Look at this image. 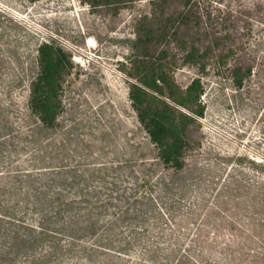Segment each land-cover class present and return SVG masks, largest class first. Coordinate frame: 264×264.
Listing matches in <instances>:
<instances>
[{
  "label": "rangeland",
  "instance_id": "1",
  "mask_svg": "<svg viewBox=\"0 0 264 264\" xmlns=\"http://www.w3.org/2000/svg\"><path fill=\"white\" fill-rule=\"evenodd\" d=\"M191 3V34L224 43L205 73L183 62L173 68L183 89L201 78L206 106L176 171L160 161L129 96L132 63L145 51L137 26L152 16L150 0L128 1L118 13L87 0H0V180L86 196L76 201L81 214L92 210L131 244L114 248L129 256L94 252V264H264V0ZM182 8L172 0L167 12ZM45 43L69 62L53 128L29 109ZM228 48L235 56L218 60ZM233 65L252 71L241 88Z\"/></svg>",
  "mask_w": 264,
  "mask_h": 264
},
{
  "label": "trees",
  "instance_id": "2",
  "mask_svg": "<svg viewBox=\"0 0 264 264\" xmlns=\"http://www.w3.org/2000/svg\"><path fill=\"white\" fill-rule=\"evenodd\" d=\"M87 1L92 7L112 6L118 13L128 1L137 0ZM178 1L182 10L168 14L172 0H150L154 9L152 16L139 20L136 43L144 46L145 51L132 63L135 81L129 96L140 124L158 150L160 161L166 167L181 171L190 145L189 131L205 114L202 100L205 90L200 77L193 79L185 89L181 88L174 78L173 68L176 62H183L205 73L210 56L221 48L224 40L217 38L204 44L202 36L191 34L192 0ZM152 46L158 47L154 54L150 51ZM38 51L39 73L30 84L29 109L43 126L53 128L62 113V79L69 62L62 49L53 44H42ZM234 56L233 48H228L218 60L228 62ZM229 69L238 88L252 74L251 69L241 65ZM78 200L82 204L88 202L86 196L67 198L59 191L50 194L20 188L9 179H1L0 264H94L90 259L94 252L129 256L115 250L126 251L131 245L127 241L118 242L115 234L110 235L115 225L108 223L107 226V222L94 217L89 209L88 214L82 215L86 209L77 205ZM77 210L80 214L75 212ZM123 218L128 220L129 212H124ZM106 227L111 231L109 234L104 233ZM88 236L94 237L93 244L82 241Z\"/></svg>",
  "mask_w": 264,
  "mask_h": 264
},
{
  "label": "bare ground",
  "instance_id": "3",
  "mask_svg": "<svg viewBox=\"0 0 264 264\" xmlns=\"http://www.w3.org/2000/svg\"><path fill=\"white\" fill-rule=\"evenodd\" d=\"M89 45H91V47L95 46V41L91 39V41L89 42Z\"/></svg>",
  "mask_w": 264,
  "mask_h": 264
}]
</instances>
